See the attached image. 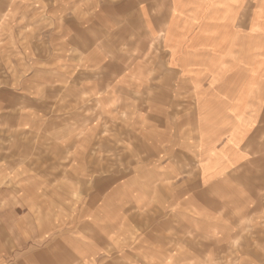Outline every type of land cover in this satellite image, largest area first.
I'll use <instances>...</instances> for the list:
<instances>
[{"label":"crops","instance_id":"crops-1","mask_svg":"<svg viewBox=\"0 0 264 264\" xmlns=\"http://www.w3.org/2000/svg\"><path fill=\"white\" fill-rule=\"evenodd\" d=\"M71 89L100 103L58 128L85 134L61 177L84 198L49 220L74 261L264 264V0H0L2 122L36 129ZM109 123L136 154L108 153Z\"/></svg>","mask_w":264,"mask_h":264},{"label":"rangeland","instance_id":"rangeland-1","mask_svg":"<svg viewBox=\"0 0 264 264\" xmlns=\"http://www.w3.org/2000/svg\"><path fill=\"white\" fill-rule=\"evenodd\" d=\"M39 5L36 3L33 4V7L39 9ZM43 5L48 10L55 7V3L50 1ZM181 49L182 46L173 47L171 57L177 55L178 50ZM153 52L156 51L152 49L150 52H145V58ZM140 55L137 52L131 54L135 57ZM179 58L180 66L183 69L188 59L184 54H181ZM98 74H92L91 77L98 80ZM36 79H39V75L36 76ZM175 80V78H171V106L187 105L184 103V99L178 95L177 91L181 90V87ZM177 85L179 87H176ZM85 93L78 89L77 91L71 89L67 93L64 92L63 98L59 100L54 96L50 97L51 110L49 109L46 116H41L42 123L38 124L36 129L23 130L19 119H17L15 127L0 119V264H79L64 249L58 237L61 234L56 231L55 227H50L49 220L54 222L63 218L59 215L60 211L55 209L63 204L61 202L67 203L72 199L80 201L83 197L82 189L87 188V183L84 181V185H76L74 195L71 194L70 199L65 198V185L70 180L61 177L71 165L69 160H72L76 150H80L79 147L76 148L73 145L75 142L73 143L72 140L81 138L80 133L83 136L85 134L78 131L62 132L58 130L63 117V122L70 120L69 116L72 115H80L83 119L98 117L100 103L93 95ZM129 104L132 103L127 105ZM117 105L120 106V103ZM91 109L92 113H90ZM132 125L134 129V123ZM100 130H103L102 135L105 134L106 138H115V143L121 139L120 144L111 146L108 153L136 154L137 141L134 135L130 134V126L126 127L122 123H109L104 124ZM57 158L65 161L57 164ZM42 172L48 178H41ZM40 182L44 184L42 194L44 193L45 205L50 209L41 208ZM173 224L178 227L177 222H173ZM167 228L171 230V227L167 226ZM172 233L175 234V232ZM165 234L171 235V232ZM175 235L176 239L182 240L181 234L176 233ZM171 239L173 240V238ZM175 246L172 241L169 248L174 249ZM225 250H231V245ZM230 261V259L224 258L219 264H231Z\"/></svg>","mask_w":264,"mask_h":264}]
</instances>
